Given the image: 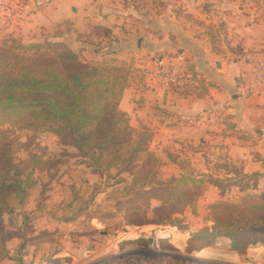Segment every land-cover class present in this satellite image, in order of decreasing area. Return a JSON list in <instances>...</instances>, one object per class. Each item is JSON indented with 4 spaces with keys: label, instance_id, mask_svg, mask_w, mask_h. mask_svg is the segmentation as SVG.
<instances>
[{
    "label": "crops",
    "instance_id": "obj_1",
    "mask_svg": "<svg viewBox=\"0 0 264 264\" xmlns=\"http://www.w3.org/2000/svg\"><path fill=\"white\" fill-rule=\"evenodd\" d=\"M253 8L239 0H0V42L10 37L26 44L61 41L78 50L88 48L86 40L92 45L108 41L110 56L133 61L145 74L144 82L135 90H126L119 110L132 127L142 124L153 129L151 149L171 172L170 177L183 173V163L195 174L234 184L247 177L243 185L249 192L260 194L264 192V89L251 95L242 94L241 89L244 76L252 68L243 55L250 53L264 60V17L260 18ZM96 27L110 30V39L90 37ZM173 77L177 83L172 85ZM51 194L50 204L55 193ZM227 194L222 196L217 187L206 184L199 204L208 208ZM69 203L71 207L62 210L63 214L74 212L78 206ZM48 211L51 213L52 208ZM35 215V231L68 229L54 216ZM184 219L188 229L180 235L186 236L182 241L186 247L191 235L210 221L200 211L185 213ZM154 228L140 226L136 237L125 239L130 244L120 240L102 246V251L112 255L118 250L126 252L138 240L155 245L151 237L139 235ZM157 234L165 237L169 232ZM171 236L175 242L174 234ZM65 237L60 245L57 240L27 246L24 242L22 248V240L14 238L8 244L10 257L0 264H21L22 260L23 264L98 262L93 256L97 251L82 249V241L75 238L68 245ZM15 242L25 253L16 260L11 258ZM215 246L231 249L232 243L219 239ZM209 249L215 248L196 253L206 251L209 254L203 261L212 258V262H218L220 254ZM87 256L89 260H84ZM229 258L261 264L264 245L250 246L244 254L233 251Z\"/></svg>",
    "mask_w": 264,
    "mask_h": 264
},
{
    "label": "trees",
    "instance_id": "obj_2",
    "mask_svg": "<svg viewBox=\"0 0 264 264\" xmlns=\"http://www.w3.org/2000/svg\"><path fill=\"white\" fill-rule=\"evenodd\" d=\"M111 35L110 30L96 27L90 37ZM81 52L49 40L26 44L11 37L3 39L0 127L51 133L75 148L94 172L108 174L114 187L123 186L120 196L116 195L124 199L130 225L169 224L187 230L181 217L184 210L195 206L206 183L224 193V181L191 169L163 180V162L148 148L150 134L136 132L119 110L134 69L119 59L92 63ZM10 138L0 135V261L9 258L7 244L16 236L5 222V216L13 214L9 201L15 198L24 206L35 184V171L46 168L43 154L30 152L27 160L17 162ZM240 190L244 192L245 186ZM151 201L159 205L151 208ZM209 209L213 225L192 234L186 252L215 246L219 239L229 240L241 254L250 246L264 245V192L245 194L239 203L219 201Z\"/></svg>",
    "mask_w": 264,
    "mask_h": 264
},
{
    "label": "rangeland",
    "instance_id": "obj_3",
    "mask_svg": "<svg viewBox=\"0 0 264 264\" xmlns=\"http://www.w3.org/2000/svg\"><path fill=\"white\" fill-rule=\"evenodd\" d=\"M239 1L242 4L254 7L253 9L255 11L257 10V15L260 18L264 17V0ZM103 39L110 38L103 37ZM86 41L88 48H82L78 50L74 49V51L77 52L82 50L81 53H83V56L86 60L92 63H104L111 59H116L113 56H110L111 45H109L108 41H103L105 44L98 42L93 43V45L90 43V40ZM54 43L64 42L60 41ZM69 48L72 49L71 47ZM126 62L130 64H128V67L134 69L135 72H133L134 74L129 79V85L124 90L123 95L126 90H130V88L135 90L136 86L142 84L144 82L143 80L145 79V74L141 73L133 61ZM137 70L140 72H137ZM132 128L138 133L146 132L150 134L151 140L148 144V148L149 151L155 155L150 146L154 136L153 129L150 126L142 124ZM0 135H10V139L13 141V150L15 151L14 158L17 162L27 160L29 153L32 152L36 153L37 155L43 154V161L46 163L45 170L35 171V184L29 191V196L25 205L19 206V203L15 198H11L9 201L13 210V214L5 216V222L7 224V229L16 231H13V233H16L14 238H20L22 240L20 248H22L25 243L27 246L28 243L35 244L38 243V241L47 243V241L55 242L57 240V245H60V239H63L64 234H66V244L71 245V239L75 238L76 241H82V249H87L88 252H91L90 250L97 251L96 255L93 256H97L96 261L98 262L91 264H250L247 260L245 262L242 260L237 262L233 259H230L229 257L234 251L232 248L221 249L220 247L218 248L216 246H212L215 248L214 250L209 249L208 251L213 252L214 254H220L219 256L221 258H216V260H219L220 262H212V258L206 260L207 262L205 260L203 261V259L207 257L208 253H196V251L191 253L186 252V247H183L182 245V241L185 238L180 235L182 234L181 232L186 230H180L176 227L170 226L169 224L156 225L149 223L148 225L155 227L154 230L151 232L149 231L146 234H139L142 237H151V239L155 240V245H149L147 240H138L139 242L137 245L130 247V250H127L126 252L118 250L113 255L110 254V252L105 254V252L102 251V246L113 245L120 240L123 241L122 243L130 244L129 242H126L127 240L125 239L127 237L132 239L133 237H136L137 232H139L140 226L130 225L125 217L124 212L126 205L124 204V199L119 197V192L122 191L123 186L114 187V181L108 179V174L102 176L100 173L94 172L93 169L87 166L83 159L78 157L75 148L61 143L58 137L54 134L42 131L34 132L29 130H20L18 127L4 125L0 127ZM183 165L184 168L182 172L191 169L182 163V166ZM160 172V176L163 180L166 181L171 179V172H168V169H166L164 163L160 168ZM112 174L116 175V172L112 171ZM206 176L208 178L212 177L210 175ZM215 179L224 181V193L228 191V194L224 199H220L216 202L225 201L239 203L245 194L259 195L249 192L248 187L243 185V182L245 179H247V177L241 178L239 181L235 182V184L228 180H223L220 178ZM252 180L255 179L253 178ZM206 184L203 187V194ZM240 186H245L244 192L240 190ZM116 192L119 196L116 195ZM51 193H55L52 204L49 203L51 196L53 195ZM224 193H222V196ZM202 196L197 200L194 207H187L184 210V213L181 216L184 223L185 213L190 214L192 211H195V213L200 211L201 213L207 214L211 223V225L210 223H205V227H211L213 225V222L210 218V206L206 208L205 204H199ZM58 197L60 200L57 199ZM62 197L63 200H61ZM30 200L32 203H30ZM71 201L72 203L76 202L75 204L78 205L75 209H73L75 211L63 214L61 211L65 208L71 207L72 204L69 203ZM158 205L159 203L157 201H151V208H154ZM62 206L64 207L63 209ZM196 206H199V208H196ZM29 207H35V209L32 210L31 208L29 209ZM49 207L52 208V214L48 211ZM16 209L20 211L21 209L28 210L16 213V211H14ZM44 213L54 216L58 223L62 222L63 224L68 225V229L61 230L59 228H53L51 232H47L46 230H40L39 232L35 231L34 226L37 225L38 220L35 214L42 216ZM106 213H112L113 217L106 216ZM149 218L152 219L153 216L150 214ZM23 229L24 233L22 231ZM171 230L173 231L172 233L174 234L175 242H173L171 238L173 237L171 236L173 235L171 234ZM158 231H167L169 234H166L165 237H162L157 234ZM12 239L8 241V244ZM123 246L125 245L121 244L120 248L124 249ZM14 247V251L12 250L13 257L11 258H15L16 260V258L19 259L21 256L25 255V253L19 251L20 248L17 242H15ZM88 256L87 258L85 257L84 260H87ZM20 262L23 264V260ZM17 264H20L19 261ZM261 264H264V262Z\"/></svg>",
    "mask_w": 264,
    "mask_h": 264
},
{
    "label": "built area",
    "instance_id": "obj_4",
    "mask_svg": "<svg viewBox=\"0 0 264 264\" xmlns=\"http://www.w3.org/2000/svg\"><path fill=\"white\" fill-rule=\"evenodd\" d=\"M242 58L246 63L252 65L251 70L246 73L242 80V94L251 95L260 88L264 89V60L250 53H245ZM170 82L176 84V77H173Z\"/></svg>",
    "mask_w": 264,
    "mask_h": 264
},
{
    "label": "bare ground",
    "instance_id": "obj_5",
    "mask_svg": "<svg viewBox=\"0 0 264 264\" xmlns=\"http://www.w3.org/2000/svg\"><path fill=\"white\" fill-rule=\"evenodd\" d=\"M205 252H206V251H205ZM208 254H209V253H208ZM213 255H214V254H213ZM209 257H210V256H209ZM209 257H208V258H209ZM210 259H211V258H210Z\"/></svg>",
    "mask_w": 264,
    "mask_h": 264
}]
</instances>
